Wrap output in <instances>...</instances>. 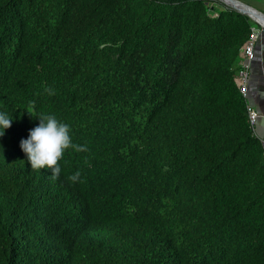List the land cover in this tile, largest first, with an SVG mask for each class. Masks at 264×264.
<instances>
[{
    "label": "trees",
    "instance_id": "trees-1",
    "mask_svg": "<svg viewBox=\"0 0 264 264\" xmlns=\"http://www.w3.org/2000/svg\"><path fill=\"white\" fill-rule=\"evenodd\" d=\"M256 25L217 0H0V264H264L236 83ZM42 114L87 146L56 178L20 148Z\"/></svg>",
    "mask_w": 264,
    "mask_h": 264
},
{
    "label": "clouds",
    "instance_id": "clouds-1",
    "mask_svg": "<svg viewBox=\"0 0 264 264\" xmlns=\"http://www.w3.org/2000/svg\"><path fill=\"white\" fill-rule=\"evenodd\" d=\"M49 95L53 94L51 88L46 89ZM39 123L29 130L26 138L20 141V148L26 154L31 169L49 170L53 178L58 177L62 172L61 161L67 150L86 151L87 146L76 144L71 136L70 125L59 120L54 114L36 116ZM13 118L0 110V137L5 135L11 127ZM80 177L77 171L71 176L73 182Z\"/></svg>",
    "mask_w": 264,
    "mask_h": 264
},
{
    "label": "built area",
    "instance_id": "built-area-1",
    "mask_svg": "<svg viewBox=\"0 0 264 264\" xmlns=\"http://www.w3.org/2000/svg\"><path fill=\"white\" fill-rule=\"evenodd\" d=\"M260 30H254L249 42L242 50L241 68L236 76V83L240 93L247 100V112L251 127L256 132L261 115L252 104L251 96V69L253 62L257 58V46L260 39ZM257 133V132H256Z\"/></svg>",
    "mask_w": 264,
    "mask_h": 264
},
{
    "label": "crops",
    "instance_id": "crops-1",
    "mask_svg": "<svg viewBox=\"0 0 264 264\" xmlns=\"http://www.w3.org/2000/svg\"><path fill=\"white\" fill-rule=\"evenodd\" d=\"M251 79V102L262 117L256 132L264 140V41L261 42L257 58L252 65Z\"/></svg>",
    "mask_w": 264,
    "mask_h": 264
},
{
    "label": "water",
    "instance_id": "water-1",
    "mask_svg": "<svg viewBox=\"0 0 264 264\" xmlns=\"http://www.w3.org/2000/svg\"><path fill=\"white\" fill-rule=\"evenodd\" d=\"M217 1L222 2L226 6L232 8V9H235L236 11L248 16L252 21L257 23L262 28L261 33H260V40H261V37H262V40L264 39V13L263 12L259 11L258 9L246 4L240 0H217ZM254 62H253V65H254ZM251 81H252V79H251ZM251 98L252 97L250 96V99ZM261 118H260V120H261Z\"/></svg>",
    "mask_w": 264,
    "mask_h": 264
},
{
    "label": "rangeland",
    "instance_id": "rangeland-1",
    "mask_svg": "<svg viewBox=\"0 0 264 264\" xmlns=\"http://www.w3.org/2000/svg\"><path fill=\"white\" fill-rule=\"evenodd\" d=\"M240 1H242V2H244V3H247L248 5H250V6H252V7H254V8H256V9H258L259 11L261 10V11H263V6H262V4H261V2L260 1H258V0H240ZM259 27H258V24L255 26V29L254 30H259L258 29ZM261 40H262V37H261ZM264 40V39H263Z\"/></svg>",
    "mask_w": 264,
    "mask_h": 264
}]
</instances>
